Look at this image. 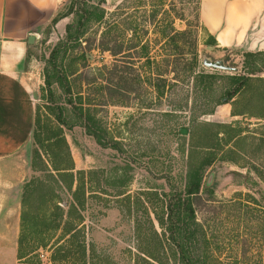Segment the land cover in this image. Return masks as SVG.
I'll use <instances>...</instances> for the list:
<instances>
[{"label":"rangeland","instance_id":"1","mask_svg":"<svg viewBox=\"0 0 264 264\" xmlns=\"http://www.w3.org/2000/svg\"><path fill=\"white\" fill-rule=\"evenodd\" d=\"M235 1L243 3L244 8L256 13L255 18L258 21L255 27L259 29L257 39L261 42L258 46L253 45L249 49L248 43L252 41V34L255 32L254 25L251 26L253 31L251 29L249 32L248 43L243 46L233 43L227 47L212 45L211 34L208 35L206 31L201 30L197 37L199 71L230 76L240 75L243 71L251 69L253 60L254 64L261 68L264 66V56L260 58L244 56L245 52H257L255 51L257 48L264 51V0H222L220 25H223L225 9ZM171 3L180 7L179 0H163V8L168 10ZM84 4L85 7L102 8L107 14L113 12L116 7H121L122 15L119 20L125 26L129 16L142 26L144 10L141 6L150 8L149 0L147 2L57 0V8L36 32L27 51L30 61L28 71L32 75L33 82L37 85L41 83L34 109L36 131L39 139H42L45 134L53 133L54 127L58 125L54 116L48 113L47 106L66 108L67 112H64L63 118L67 125L60 128L67 144L69 157L73 162V172L83 173L81 177L86 202L84 209H78L83 218L80 238L84 237L87 248L92 252L90 262L142 264L137 252L140 243L136 240L133 230V220L135 218L141 220L142 217L140 208L136 209V203L143 201L142 194L146 192L160 196L163 193L170 194L171 191L183 189L188 145L191 134L195 133V125L190 121L191 103L195 104L200 99L189 94L190 100L193 101L187 103V107L174 111H170L168 99H163L161 103L153 101L145 108L142 100L145 99V104L152 100L154 89L147 84H141L140 87L130 82L124 85L125 91H129L127 94L129 99L124 105H113L108 95L106 101L109 103H106L104 98L97 97L96 85L88 87L85 81L93 80L94 75L91 71L93 68L110 65L112 58L108 53H101L95 49L100 34L98 31L102 27L93 24L81 38L80 45L72 52V57L78 62L73 69L80 70L78 73L83 74L75 75L77 77L74 82H72L73 77H69L68 80L74 92L77 90L83 92L86 98L90 94L88 98L96 100L92 102L93 106H90L92 110L95 108L93 117L99 126L105 129L107 137L118 143V149L99 146L85 133L80 121L68 112L70 106L66 102L69 97L65 96L56 85L51 87L53 94L51 96L45 91L43 82L45 61L50 51L59 41L65 39L66 26L76 21L73 14ZM205 5L204 12L207 13L208 0ZM69 12L71 15L67 16ZM186 15L189 17L190 14L186 12ZM189 19L192 20L191 17ZM200 22L202 26H206L201 14ZM236 24L234 17L227 25L229 28H236ZM175 27L182 30L185 25L176 21ZM89 46L93 50L89 52L90 57L86 64L80 61V57ZM71 59H65L63 65H68ZM205 62L211 64L220 62L224 70L208 68L204 65ZM84 64L88 68H82ZM129 72V78H135L137 75L134 71ZM141 75L142 79L145 76L154 79V74ZM168 77L171 78L172 75ZM187 84L186 82L179 84L174 91L176 95L172 98L173 101L177 102L185 97L188 91ZM253 85L255 87L258 83L254 82ZM216 86L217 91L220 92L227 86L226 81L219 80ZM131 90H138L141 97H137L135 94L137 92ZM144 90L149 95L144 97ZM106 93L108 94V91ZM249 95L251 96V93ZM243 97L249 96L244 94ZM116 99L114 98L113 102ZM254 106L255 103L252 101L248 108ZM55 112L57 114L58 110L55 109ZM197 123L211 125L202 128L205 129L202 135H198L199 130L194 134L195 142L204 146H209L215 140L214 133L223 131L222 125H231L235 130L244 131L240 136H243L242 138L233 139L227 146L224 144L227 136L221 133L218 135L222 140L221 146L214 151L215 161L206 168L202 180L203 190L212 191L213 196L202 194L200 203L196 205L197 219L209 228L222 253V260L227 264H264V120L232 117L230 104H222L212 115L200 117ZM199 124H196V127ZM34 129L33 124L32 132ZM35 148L32 134L31 142L26 147L12 157L0 160V264H64L51 261L54 241H51L46 248L39 247L35 239L43 236H37L36 233L26 236V240L21 245L22 249L19 245L23 187L32 178L43 177L31 169V158ZM151 200L153 204H158L154 198ZM71 202L72 199L67 193L61 194L60 206L65 212ZM237 203L241 205H236ZM246 205L250 208L249 214L246 213ZM127 206H131V214L127 212ZM155 227L160 232L156 224ZM59 234L60 231L54 236Z\"/></svg>","mask_w":264,"mask_h":264},{"label":"trees","instance_id":"2","mask_svg":"<svg viewBox=\"0 0 264 264\" xmlns=\"http://www.w3.org/2000/svg\"><path fill=\"white\" fill-rule=\"evenodd\" d=\"M162 1L149 0V9L144 5L141 6L144 10L142 26H139L130 16L125 26L119 20L122 15L121 7H116L110 14L99 7H85L86 4L80 10L76 9L73 14L76 21L66 26L65 39L52 48L45 61L43 70L45 91L52 96L51 87L56 85L65 96L69 97L66 102L70 106L68 112L80 121L85 133L101 147L118 149V143L107 137L105 129L99 126L92 115L95 108L92 110L90 106H93L92 102L96 100L88 98L90 94L86 98L83 92L78 90L74 92L68 80L69 77H73L72 82H74L77 77L75 75L83 74L78 73L80 70L73 69L78 62L72 57V52L76 46L80 45L81 38L94 24L102 27L98 31L100 34L95 49L101 53H108L112 58L110 65L93 68L91 70L94 75L93 80L85 81L88 87L96 85L97 97L104 98L106 101L108 95L113 105H124L129 99L127 97L129 91H125L124 85L130 82L140 87L141 84H147L154 89L152 100H149L147 104L145 99L142 100L145 108L149 107L153 101L161 103L163 99H168L170 100L169 109L174 111L187 107V103L193 101L190 100L192 95L200 99L195 104L191 103L190 121L195 125V133L191 134L188 145L183 189L171 191L170 194H160L163 199L156 193L142 194L143 201L136 203V209L140 208L142 217L141 220L138 218L133 220V230L136 240L140 243L137 252L142 264H170L171 262L173 264H227L222 260V253L211 236L209 228L197 219L196 205L200 203L202 194L213 196L212 191L203 190L202 180L206 168L215 161L214 151L221 146L222 140L218 135L227 136L224 140L227 146L233 139L242 138L243 136H240L244 131L235 130L231 125H222L223 131L214 133L216 138L209 146L195 142L194 134L198 130L199 136L205 133V129L202 128L211 125L199 124L197 120L202 116L212 115L222 104H230L232 117L263 121L264 78L257 75L264 72V66L261 68L254 64L253 60L251 69L247 68L249 70L243 71V74L230 76L199 71L198 32L204 30L210 35L200 22L201 0H179L180 7L171 3L168 10L163 8ZM186 12L190 14L189 17ZM68 15H71V12ZM190 17L192 20L189 19ZM176 21L184 23L185 28L177 29ZM127 32L129 34H126ZM210 39L212 45H217L213 36L210 35ZM92 50L90 46L85 49L80 61L87 64L89 52ZM244 56L260 58L264 56V51L245 52ZM68 58L71 62L64 66L63 62ZM81 67L88 68L85 64ZM129 71L137 74L135 78L128 77ZM141 74H154V79L146 76L142 79ZM170 75H172L171 78L168 77ZM219 80H225L227 85L220 92L217 91L216 86ZM184 82L188 83L185 97L177 102L173 101L172 98L176 95L174 91ZM254 82L258 83L255 87ZM137 91L131 90V92ZM168 93L169 97H167ZM135 94L141 97L140 93ZM143 94L144 97L149 95L145 90ZM244 94H248L249 97H243ZM114 98H117L115 102H113ZM252 101L255 106L249 109ZM106 103L109 102L106 101ZM55 109L58 110L57 114ZM47 111L54 116L58 125L54 127L53 133H47L39 139L34 118L35 129L32 134L36 148L31 158V169L43 177H34L23 187L19 245L21 248L28 234L36 233L37 236H43L35 239L39 247L46 248L51 241H54L52 262L92 264L90 262L92 252L90 248H87L84 237L80 238L83 218L78 209H84L86 202L82 182L83 173L73 172V162L69 157L67 144L60 128L67 125L63 118L67 110L64 107L47 106ZM196 124L199 125L196 127ZM64 193L72 199L66 212L60 206L61 194ZM153 198L158 204H153L151 200ZM246 209V213L249 214L248 205ZM127 212L132 213L131 206H127ZM30 230L33 232L30 233ZM58 231H60L59 236H54Z\"/></svg>","mask_w":264,"mask_h":264},{"label":"crops","instance_id":"3","mask_svg":"<svg viewBox=\"0 0 264 264\" xmlns=\"http://www.w3.org/2000/svg\"><path fill=\"white\" fill-rule=\"evenodd\" d=\"M205 3L206 0H201L200 14L217 45L248 43L249 32L253 31L251 26L255 27L258 21L256 13L235 1L225 9L223 25H220L222 0H208L207 13ZM56 8L57 0H0V160L14 156L31 142L35 101L41 83L33 82L28 71L27 51L36 32ZM234 17L237 26L229 28L227 24ZM258 31L255 27L249 49L261 42L257 39ZM255 51L262 52L259 48ZM258 76L264 78V72Z\"/></svg>","mask_w":264,"mask_h":264},{"label":"water","instance_id":"4","mask_svg":"<svg viewBox=\"0 0 264 264\" xmlns=\"http://www.w3.org/2000/svg\"><path fill=\"white\" fill-rule=\"evenodd\" d=\"M204 65L208 68H215V69H221V70H224L223 69V66H222V63L220 62H217V63H214V64H211L209 62H205Z\"/></svg>","mask_w":264,"mask_h":264}]
</instances>
